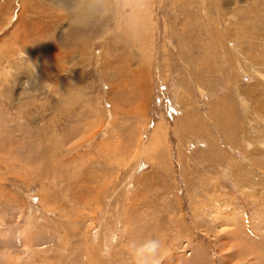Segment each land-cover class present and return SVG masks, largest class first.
I'll list each match as a JSON object with an SVG mask.
<instances>
[{"label": "rangeland", "instance_id": "rangeland-1", "mask_svg": "<svg viewBox=\"0 0 264 264\" xmlns=\"http://www.w3.org/2000/svg\"><path fill=\"white\" fill-rule=\"evenodd\" d=\"M264 264V0H0V264Z\"/></svg>", "mask_w": 264, "mask_h": 264}, {"label": "clouds", "instance_id": "clouds-1", "mask_svg": "<svg viewBox=\"0 0 264 264\" xmlns=\"http://www.w3.org/2000/svg\"><path fill=\"white\" fill-rule=\"evenodd\" d=\"M161 246L158 239H148L140 244L130 245V249L136 264H153Z\"/></svg>", "mask_w": 264, "mask_h": 264}]
</instances>
